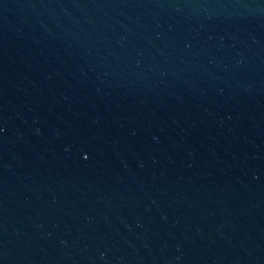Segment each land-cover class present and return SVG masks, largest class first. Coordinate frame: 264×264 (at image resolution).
Listing matches in <instances>:
<instances>
[{
	"label": "water",
	"instance_id": "1",
	"mask_svg": "<svg viewBox=\"0 0 264 264\" xmlns=\"http://www.w3.org/2000/svg\"><path fill=\"white\" fill-rule=\"evenodd\" d=\"M0 264H264V0H0Z\"/></svg>",
	"mask_w": 264,
	"mask_h": 264
}]
</instances>
